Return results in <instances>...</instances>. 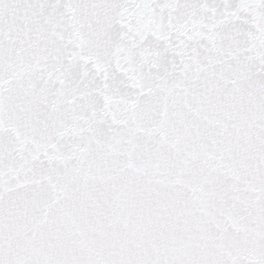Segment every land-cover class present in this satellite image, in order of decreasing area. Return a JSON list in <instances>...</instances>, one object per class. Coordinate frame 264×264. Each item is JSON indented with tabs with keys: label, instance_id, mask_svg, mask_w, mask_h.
<instances>
[{
	"label": "snow or ice",
	"instance_id": "obj_1",
	"mask_svg": "<svg viewBox=\"0 0 264 264\" xmlns=\"http://www.w3.org/2000/svg\"><path fill=\"white\" fill-rule=\"evenodd\" d=\"M0 264H264V0H0Z\"/></svg>",
	"mask_w": 264,
	"mask_h": 264
}]
</instances>
